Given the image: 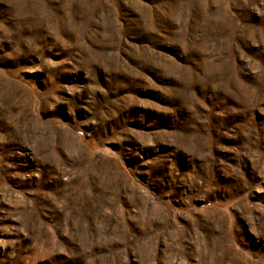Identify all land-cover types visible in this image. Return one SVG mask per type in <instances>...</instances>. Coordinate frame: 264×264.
<instances>
[{"label": "rangeland", "instance_id": "374dc122", "mask_svg": "<svg viewBox=\"0 0 264 264\" xmlns=\"http://www.w3.org/2000/svg\"><path fill=\"white\" fill-rule=\"evenodd\" d=\"M0 264H264V0H0Z\"/></svg>", "mask_w": 264, "mask_h": 264}]
</instances>
